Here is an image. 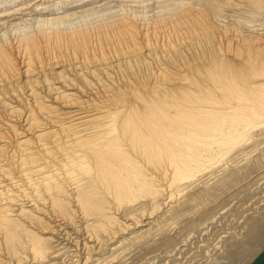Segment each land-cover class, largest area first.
<instances>
[{
	"label": "bare ground",
	"instance_id": "obj_1",
	"mask_svg": "<svg viewBox=\"0 0 264 264\" xmlns=\"http://www.w3.org/2000/svg\"><path fill=\"white\" fill-rule=\"evenodd\" d=\"M13 1L0 0V7ZM101 1L58 0L52 11L38 8L31 18L0 24V176L13 179V145L24 155L17 160L22 170L48 173L44 181L56 192L52 204L63 215L72 210L63 194L76 170L92 177L83 190L75 187L79 204L84 212L100 210L101 200L91 193L103 183L124 188L128 165L136 169L143 159L152 160L162 163L170 181L189 182L200 168L191 161L207 156V139L220 147L227 137L238 140L233 137L264 126V0ZM72 3L80 10L69 11ZM115 7V14L105 15ZM225 7L244 21H222ZM148 8L172 10L153 19ZM10 9L0 17L15 15ZM243 22L259 24L244 30ZM150 178L152 184L155 175ZM131 187L127 182L125 188ZM14 189L0 198V230L14 254L27 240L34 256H44L56 237L57 246L72 242V264L100 259L99 247L91 251L102 240L90 235L70 241L67 225H61L65 218L52 219L56 224L42 228L44 235L14 218L24 212L11 215L7 208ZM197 191L190 196L207 194V186ZM153 217L126 224L104 245L122 242ZM263 229L262 220L253 218L250 241H259ZM87 246L91 254L83 261ZM236 252L228 249L229 256Z\"/></svg>",
	"mask_w": 264,
	"mask_h": 264
},
{
	"label": "rangeland",
	"instance_id": "obj_2",
	"mask_svg": "<svg viewBox=\"0 0 264 264\" xmlns=\"http://www.w3.org/2000/svg\"><path fill=\"white\" fill-rule=\"evenodd\" d=\"M57 1L15 0L2 5L0 14L4 13L7 6L11 8L9 14L15 11V15L0 17V24L11 18H16V23L20 22L22 16L25 19L31 18L38 8L39 13L52 11L54 9L52 4ZM42 2L44 4L38 7L37 4ZM88 2L85 1L78 6L86 5ZM148 2L146 4H153V1ZM75 4L72 3L73 6L71 5L69 11L80 10ZM228 8H224V14L222 12L224 15L221 18L222 21L230 24L244 21L239 12L235 13L234 8ZM118 9L115 7L105 12V15H110L111 12L115 14V10ZM148 9L147 16L150 18L154 16L153 19L160 15V11L164 14L165 10H168V8ZM171 10L169 8L165 15ZM262 16L264 19V14ZM94 17L97 19V16ZM255 23L258 22H243L242 28L247 30ZM253 28L260 29L262 26ZM226 139L220 147L217 144L208 143L207 139V145H204L207 148V156L191 161L194 165H200V168L193 170L197 176L189 182L179 183L172 179L170 181L163 175L166 168L161 165L162 163L152 160L143 159L140 162V168L136 169L128 165V174L125 171L123 178L126 181L123 183L131 184L132 187L129 189L132 191L127 190L125 185L124 188L122 186V190H117L119 185L115 186L113 183L98 184L90 196L94 201L101 200L100 206L97 205L100 210L88 208L84 212L82 209L75 187L79 186L83 190L92 177L83 169L76 170L72 179L67 183L68 192L63 194L72 208L65 215L55 209L52 204L56 192L48 182L44 181L48 173L34 172L29 166L26 167L27 170H22V167L17 165V160H21L24 155L20 149L12 145L8 163L11 168L10 172L14 175L11 180H4V177L0 176V198L6 197L15 187L13 198L17 200L14 199L8 203L9 206L7 204L9 212L11 215H16L24 211L21 216L16 215L14 218H23L22 220L26 221L25 224L31 230L38 231L40 235H44L40 232L42 228L56 224L52 219L65 218L66 224L61 225H67V231L71 235L70 241L90 235L99 237L102 240V243L99 242L101 245L89 242V245L95 243L96 248L92 249L91 246H87V250H81L84 261V256L90 253L91 249V253H94L98 247L101 249L102 255H98L100 259L88 264H251L264 250V229L259 241L252 242L248 238L253 218L262 220L264 224V126L254 127L240 138L233 137L238 140L228 141V137ZM258 157L260 165L256 166L255 160ZM205 160L207 161L204 162ZM136 170L141 171L142 174L137 175ZM25 171L29 174H25ZM152 173L155 178L150 184ZM224 178L226 182L219 186ZM55 179L57 177L53 180ZM146 181L152 186L151 188L145 187ZM204 186H207V194L200 193L194 197L190 196ZM150 214L154 217L148 219L149 224L130 230L133 233L124 234L127 237L125 241H114L109 246L104 245L103 241L108 240L119 228L141 219L143 215L149 216ZM212 220L214 222L210 224ZM144 228L150 229L145 231ZM166 236L170 238V241H165ZM54 240L55 242L51 240L52 243L50 242L49 246H55V248L47 249L44 256L39 254L34 256L27 247V240L19 248L18 253L14 254L0 230V264H6L2 262V259L7 260L10 257L12 264H72L76 259L74 250L72 251L74 247H69L72 242L57 246L58 238L55 237ZM82 248H85L83 243ZM229 248L237 251L235 255H228Z\"/></svg>",
	"mask_w": 264,
	"mask_h": 264
},
{
	"label": "water",
	"instance_id": "obj_3",
	"mask_svg": "<svg viewBox=\"0 0 264 264\" xmlns=\"http://www.w3.org/2000/svg\"><path fill=\"white\" fill-rule=\"evenodd\" d=\"M251 264H264V250L252 261Z\"/></svg>",
	"mask_w": 264,
	"mask_h": 264
}]
</instances>
